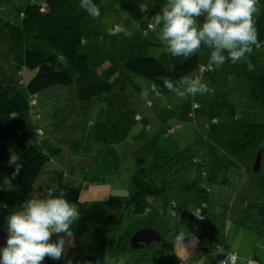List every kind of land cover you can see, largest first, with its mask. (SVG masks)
Masks as SVG:
<instances>
[{
	"label": "rangeland",
	"instance_id": "374dc122",
	"mask_svg": "<svg viewBox=\"0 0 264 264\" xmlns=\"http://www.w3.org/2000/svg\"><path fill=\"white\" fill-rule=\"evenodd\" d=\"M73 2L80 12L86 14L83 24L84 42L80 51L87 53L92 68L112 82L113 90L102 98L80 101L75 97L73 85L51 86L38 94V114L34 118L29 113L22 114L20 132L11 139V144L16 143L19 149L29 139L37 141L51 158L44 165L35 189L40 186L41 191L45 192L50 171L56 167L62 169L67 162L69 171H83L79 176L78 173L75 175L80 198L77 210L80 211L85 203L93 202V206L97 205L101 210L104 205L112 208L117 203L119 206L109 212L113 217V214H119L122 204H126L132 193L130 176L134 169L145 166L150 175L152 172L156 175L162 169L173 166L172 158L184 156L203 160L208 174L215 175L217 180L225 184L221 185L219 181L209 184L211 191L207 202V221L214 215L213 212L224 210L230 213L239 205V201L241 207L245 203L264 201V150L259 174L251 172L256 151L248 150L242 154L238 150L247 124L264 123V108L256 92L252 89L246 92L237 90L226 96L225 93L231 89H218L211 86L212 81L206 80L214 91L192 97L201 106L192 116L186 107L189 95L178 97L170 92L157 97V91L150 88L146 79L122 68V57L133 54L144 41L145 35L141 30L146 27L147 20L138 19L126 25L125 20L129 15L120 11L119 0H93L101 11L99 18L89 16L79 6L80 0ZM24 3L25 0L0 2V80L3 76L9 81H27L34 73L22 62L23 48L33 46L29 38L20 34L18 13ZM114 23L124 27L128 33L110 35L109 29ZM18 34L23 39L22 45ZM263 48H255L239 62L230 63L229 69L251 73L253 60L250 57H259L260 71L264 68V54H261ZM163 52L162 44L150 48V54L155 57H160ZM229 103L235 107V118L228 114ZM212 119H216V123H211ZM177 124H180V128L174 134L166 133L167 128ZM8 150L0 149V159L5 156L6 162L12 154H16H7ZM237 171H241L239 178L236 177ZM190 174L189 177L193 178L194 173ZM0 187V204H4L11 191L4 166H0ZM38 195L39 192H32L28 198ZM158 200L157 204H153L151 199L153 211L149 216L153 221L152 228L167 241V252L174 254L175 259L171 264H200L201 260L209 261L212 254L206 246L208 240L205 243L196 233L201 222L197 215L191 214L192 206L183 214L174 216L167 209V213L160 211L163 199ZM249 215L246 225L253 230L255 227L260 228L257 234L261 235V226L254 219L253 212ZM227 224H231L230 219ZM72 226L70 230L73 234V230L80 225L76 228ZM244 233L252 235V232ZM179 234L185 236L183 244L176 239ZM217 237L220 238V235ZM225 237L223 247L226 251L241 238L234 233L227 237V231ZM53 238L57 239L56 236ZM193 239L198 241L195 247H192ZM260 241L264 248V238ZM213 242L223 243V240ZM243 243H248L252 249L255 241L244 239ZM263 258L248 256L243 262L264 264ZM67 260H71L72 264H87V261L78 257L73 247L68 249L65 259H45L42 264H67ZM213 264L219 263L214 261Z\"/></svg>",
	"mask_w": 264,
	"mask_h": 264
},
{
	"label": "trees",
	"instance_id": "16d2710c",
	"mask_svg": "<svg viewBox=\"0 0 264 264\" xmlns=\"http://www.w3.org/2000/svg\"><path fill=\"white\" fill-rule=\"evenodd\" d=\"M119 1L120 11L129 15L125 20L126 25L138 19L151 17L166 3V0ZM257 7L255 26L259 33L260 48H263L264 0H259ZM18 17L20 34L29 38L33 45L32 48H23L22 62L34 73L27 81H9L3 76L0 80V149L4 151L9 149L6 151L7 154L16 152L20 157L19 163L22 164L19 174L14 176V165L6 162L5 156L0 159V166L5 167L11 188L8 200L3 204L7 207L0 209L6 217L19 209L29 194L37 191L38 196H43L54 185H58L57 191L63 190L66 193V199L70 203L75 206L80 203L79 189L67 183L68 177L75 178L71 174L73 171L67 174L63 171H54L51 180L46 184L45 192L38 187L35 189L44 165L51 159L50 155L43 150L39 142L28 138L26 145L24 140L25 146L19 149L16 143L10 142L20 132L22 114L29 113L31 118L38 114L36 110L38 94L51 86L73 85L75 97L80 101H89L93 98H102L113 90L112 82L92 68L87 53L80 51L84 42L83 24L86 14L77 9L73 0H25ZM115 25L121 29L118 33L112 34L111 30ZM141 31L145 35L144 41L137 46L133 54L122 57V68L146 79L150 88L154 92L157 91V97L170 93L163 87L161 76H167L173 81H178L184 76H201L203 82L212 81L213 87L221 90L231 89L225 93L226 96L237 90L245 92L254 90L264 108V68L258 70L259 57H250L253 60L251 73H247L246 70L237 72L229 69L232 63L230 60L222 66H209L211 50L203 44L190 57H172L165 51L160 57H155L150 54V48L161 45L157 33L148 28V22ZM121 33L128 32L118 23H114L109 29L110 35ZM20 34L18 40L22 45L23 39ZM263 49L261 54H264ZM188 97L187 111L193 116L201 106L193 101V96ZM228 114L236 117L232 103H229ZM211 123H216V119H212ZM179 128L180 124L173 125L166 129V133L174 134ZM169 130L172 132L169 133ZM261 144L264 150V123L249 122L242 132L239 152L242 154L248 150L257 152ZM172 162L173 166L162 169L156 175L153 172L150 175L145 166L134 169L130 176L132 193L126 204H122L119 214L115 213L113 217L109 212L119 205L115 202L112 208L104 205L103 210L97 205L93 206V202L92 205L90 203L83 205L80 210L81 224L73 230V248L79 258L87 261V264H171L175 259L174 254L167 252L168 243L163 239L161 244L151 242L146 247L134 251L128 246V240L135 231L152 227L153 221L149 215L153 211V204H157L158 199H163L160 211L167 213V209L174 216L183 214L192 206L191 214L197 215L201 222V227L196 233L205 243L208 240L206 246L212 254L209 261H203L204 264H213L214 261L219 263L224 259L223 255L216 253L215 245L218 242L214 243L213 240H223V243H219L222 245L226 243V225L232 218L229 212L221 210L207 221L208 206L203 200L205 194H209L204 183L208 173L207 166L203 160L199 161L195 157L172 158ZM190 173H194L193 178L189 177ZM243 206L242 215L238 217L241 219L238 221L239 224L243 225L242 221H247L251 212H255L261 222H264V201L245 203ZM89 209L95 210L89 213ZM212 236L215 239L211 240Z\"/></svg>",
	"mask_w": 264,
	"mask_h": 264
},
{
	"label": "clouds",
	"instance_id": "9594fccd",
	"mask_svg": "<svg viewBox=\"0 0 264 264\" xmlns=\"http://www.w3.org/2000/svg\"><path fill=\"white\" fill-rule=\"evenodd\" d=\"M79 6L92 18L101 15L93 0H80ZM257 6L258 0H166L158 12L145 19L167 54L190 57L203 44L211 50L209 66H222L229 60L239 62L254 47H261L255 26ZM160 81L178 97L214 91L201 76H184L178 81L161 76ZM19 160L16 154L10 156L14 176L22 168ZM57 189L58 185H54L43 196H30L4 218L7 238L0 246V264H42L45 259L66 258L68 249L74 247L70 229L80 211L66 199L63 190ZM53 236L57 239L53 240ZM176 239L183 244L185 236L179 234ZM197 244L193 239L192 247ZM215 251L224 256L219 264H235L234 253L226 251L222 244H216ZM67 264L72 261L67 260ZM200 264H204L203 260Z\"/></svg>",
	"mask_w": 264,
	"mask_h": 264
},
{
	"label": "crops",
	"instance_id": "0c3cea01",
	"mask_svg": "<svg viewBox=\"0 0 264 264\" xmlns=\"http://www.w3.org/2000/svg\"><path fill=\"white\" fill-rule=\"evenodd\" d=\"M66 159H65V161H67ZM66 165H67V162H66ZM66 165L64 164V166H62L63 167L62 169L60 167H56L55 170L50 171L51 173L49 175L48 182L51 180V177H52V174H53L54 171H63L66 174L70 173L71 171H69L70 169H68ZM71 168H72V166H71ZM81 172H83V171H73L71 174H73L75 176L78 173V176H79ZM240 172L237 171L236 177L239 178L241 176ZM212 177H214V179H212ZM217 179L218 178L215 175L211 176V175H209L207 173L204 183L206 184V186L208 188V190H207L208 192L211 191L209 184L211 182L219 181ZM219 182H220L221 185H225L224 182H222L221 180ZM67 183L72 185L73 187L79 189V186H78L79 184H78V181L76 180V176H75V178L68 177L67 178ZM38 188H40V186H38ZM244 196H248V194H244ZM203 200H205L206 202H209V200H210L209 194L208 195L205 194ZM238 203H239V205H237L229 213L231 215L230 217L232 219H230L231 224L230 225H228V224L226 225L227 226L226 231H227V237H228L229 234L232 235L234 233L235 235H240L241 238L240 239L238 238L237 243L233 247L229 246L228 250L231 251L232 253H234V255L236 257L235 264H245V262H243V259H245V257H248V256L249 257H254V256H257V257L263 256L264 257V248L261 247L262 241L259 242V240H261V238H264V222H261V220L256 215V213L253 212V214H254L253 217H255L254 219L256 220L257 224H259L261 226V232H262L261 235L257 234V232L259 231L260 228L255 227L254 230H253V229L249 228L246 225V224H248V222H245L244 220L242 221V223H244L243 225L239 224L238 221H239L240 218H238V217L240 216V214L242 215V210H241L242 207L240 206V201ZM206 205L208 206V203ZM93 210H95V209H89L88 212L90 213ZM207 211H208V209H207ZM207 213H209V212H207ZM218 213H220V212H218ZM213 214H217V213L213 212ZM78 220L75 221L72 224L73 225L72 227H74V225H75L74 228L78 227L79 222L81 221V217H80V220L79 221ZM232 224H233L234 227H232ZM244 231L252 232L251 233L252 235H248L247 233H244ZM52 239L54 240V238H52ZM244 239L254 240L255 241L252 249L250 248V245L248 243L247 244L243 243ZM205 254H206V252L204 253V255ZM201 259H202V257H201Z\"/></svg>",
	"mask_w": 264,
	"mask_h": 264
},
{
	"label": "water",
	"instance_id": "95a60500",
	"mask_svg": "<svg viewBox=\"0 0 264 264\" xmlns=\"http://www.w3.org/2000/svg\"><path fill=\"white\" fill-rule=\"evenodd\" d=\"M263 151V144L258 148L252 162L251 172L258 174L261 167V156ZM6 215L0 212V246H3L6 241L5 218ZM151 242L162 243V237L152 227L141 228L135 231L128 240V246L131 250H138L146 247Z\"/></svg>",
	"mask_w": 264,
	"mask_h": 264
},
{
	"label": "built area",
	"instance_id": "2783aa9c",
	"mask_svg": "<svg viewBox=\"0 0 264 264\" xmlns=\"http://www.w3.org/2000/svg\"><path fill=\"white\" fill-rule=\"evenodd\" d=\"M120 27H118L117 25H115L114 27H113V29L111 30V33L112 34H116V33H118L119 31H120ZM169 133H171L172 132V130H169L168 131Z\"/></svg>",
	"mask_w": 264,
	"mask_h": 264
}]
</instances>
